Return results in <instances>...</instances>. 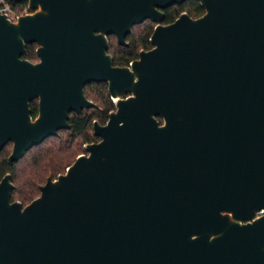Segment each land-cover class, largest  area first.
<instances>
[{
    "label": "water",
    "instance_id": "1",
    "mask_svg": "<svg viewBox=\"0 0 264 264\" xmlns=\"http://www.w3.org/2000/svg\"><path fill=\"white\" fill-rule=\"evenodd\" d=\"M184 1L27 0L34 12L0 14L8 164L95 106L85 84L106 82L115 108L24 207L1 178L0 264H264V0H197L201 16L162 24L159 8ZM146 18L153 48L114 66L105 37L127 45ZM34 42L40 61L20 59Z\"/></svg>",
    "mask_w": 264,
    "mask_h": 264
},
{
    "label": "trees",
    "instance_id": "2",
    "mask_svg": "<svg viewBox=\"0 0 264 264\" xmlns=\"http://www.w3.org/2000/svg\"><path fill=\"white\" fill-rule=\"evenodd\" d=\"M25 5L26 2L22 1L20 4H14L13 7L21 12ZM180 11H185L190 17H198L204 12L200 3L196 0H188L183 5L167 12L166 20L170 21L172 13ZM149 32L150 27L146 24L135 26L133 32L127 36L130 46L124 47L114 54V57H118V59L115 58V64L127 63L131 57L135 56L139 47H148L150 45L147 39ZM25 56L28 58L33 57L32 49H29ZM94 87L102 88L104 85L96 84ZM98 103L104 110L98 115L97 119L103 122L110 106V100L101 97ZM30 107L32 114L36 115L35 103H31ZM93 117V114L91 116L86 113L71 115L68 121L71 126L70 130H60L58 136L45 138L40 145L31 147L17 163L11 166H8L6 157L11 150L7 151V148L8 146L12 147V144L8 142V145L2 149L0 152V176L5 171H11L13 183L16 186L13 194L24 204L38 196L39 186L45 182L47 174L55 177L57 174L64 172L65 168L74 161L77 154L80 151L84 152L83 144L93 140L90 134V122Z\"/></svg>",
    "mask_w": 264,
    "mask_h": 264
},
{
    "label": "flooded vegetation",
    "instance_id": "3",
    "mask_svg": "<svg viewBox=\"0 0 264 264\" xmlns=\"http://www.w3.org/2000/svg\"><path fill=\"white\" fill-rule=\"evenodd\" d=\"M23 1H25L26 2V5L23 7V10L20 12V15L19 16H21V15H23V14H27V13H32V12H34V10H31L30 8H28V3H27V0H23ZM186 1H188V0H186ZM186 1H184V2H186ZM197 1V0H196ZM184 2H182L181 4H174V5H171V6H168V7H166V8H159V10L163 13V18H162V24H170V23H172V22H174V19L180 14V13H182V12H184V13H186L185 11H180V12H174V13H172V19L170 20V21H168V20H166V13L167 12H170L172 9H174V8H176V7H178V6H181V5H183V3ZM198 2V1H197ZM201 6V5H200ZM204 13V12H203ZM187 14V13H186ZM189 16V15H188ZM201 16V15H200ZM190 17V16H189ZM199 17V16H198ZM192 18H196V17H192ZM9 19V18H8ZM11 20V19H10ZM11 21H15V20H11ZM144 24H146V26H149L150 27V32H149V34H148V36H147V39H148V42H149V46L148 47H146V48H144V47H139L138 49H137V51H136V53H135V56H133V57H131L128 61H127V63H125V64H115V58L117 57H114V54H116L118 51H120L122 48H124V47H129L130 46V42H129V40L127 39V36L129 35V34H131L132 32H133V28L135 27V26H141V25H144ZM156 23L155 22H152L150 19H148V18H146V19H144L143 21H141V23L140 24H137V25H134L133 27H132V29H131V31L129 32V33H127L126 35H125V37H124V39H125V41H126V43H127V45H121V44H119V42H118V40L116 39V37H115V35H113V34H107V36L105 37V39L107 40V42H108V47H107V50L105 51V54L106 55H110V57H112V64L114 65V66H118V67H125V66H127V67H129L130 66V64H131V62L132 61H134V60H136V59H138L139 58V56H138V53L141 51V50H150V49H152L153 48V45L151 44V41H150V35L152 34V32H153V30H154V28L156 27ZM112 39V40H111ZM37 48H38V44L36 43V42H34V43H31V44H27L26 45V47H25V52H24V54L20 57V59H27L28 61H30V62H32V63H37V62H39L40 61V59L38 58V56H37V53H36V50H37ZM29 49H32V51H33V53H34V56L33 57H31V58H28V57H26L25 56V54L27 53V51H29ZM117 59H118V57H117ZM96 84H103L104 85V87H102V88H95L94 87V85H96ZM83 91H84V96H85V98H86V100H88L89 102H93L94 103V105L95 106H92V107H89V108H85V107H82L81 109V112L80 113H77V112H70L69 113V117H68V120H67V123H68V125L70 126V124H69V118H70V116L71 115H82L83 113H86V114H89V115H91L92 116V114L94 115V117L92 118V120H91V122H90V125H91V132H90V134H91V136H92V138H93V140L92 141H90V142H87V143H84L83 144V148H84V145L85 144H88V143H93V142H96V141H98L99 140V137L98 136H95L94 134H93V121H96L98 124H100V125H103L107 120H108V118H109V113L111 112V111H113V110H115V108H114V98H113V96L110 94V91H108V89H107V83L106 82H97V81H93V82H91V83H87V84H85V86L83 87ZM101 97H106L108 100H110V106H109V109L107 110V112H106V114H105V119H104V121L103 122H100L98 119H97V117H98V115L101 113V112H103V108L99 105V101H100V98ZM31 103H35V105H36V110H37V107H38V99H35V100H32V101H30L29 102V108H30V110H31V107H30V105H31ZM37 114H38V110H37V113H36V115H33L32 114V110H31V116L33 117V118H35L36 116H37ZM158 120H159V122H161V117L160 118H158ZM71 129V126H70V128L69 129H59V131L60 130H70ZM59 131H58V133H59ZM56 136H58V134L56 135ZM51 137V136H50ZM48 138V137H47ZM11 149H12V147H11ZM2 151V150H1ZM0 151V152H1ZM11 151V150H10ZM10 151H9V153H10ZM82 153H85V149H84V152H81V153H79V154H77V155H80V154H82ZM9 155V154H8ZM8 155H7V157H8ZM7 157H6V159H7ZM77 157V156H76ZM75 157V158H76ZM74 158V159H75ZM15 163H17V162H15ZM7 164H8V161H7ZM14 164V163H13ZM13 164H8V166H11V165H13ZM62 173V172H61ZM5 174H10V178H11V182H12V184H13V188L11 189V191H10V198H9V204L10 203H13V202H19L20 204H21V207H24L25 205H27V204H24L16 195H14L13 194V192H14V190H15V188H16V186H15V184L13 183V178H12V173H11V171L9 170V171H5L1 176H0V181L2 180L1 178L5 175ZM48 175H50V177H52L51 176V174H47V176ZM58 175V174H57ZM56 175V176H57ZM46 176V177H47ZM56 176L55 177H52L53 179H55L56 178ZM47 179V178H46ZM46 181V180H45ZM43 185V184H42ZM41 186V185H40ZM39 196V195H38ZM36 198V197H35ZM34 199V198H33ZM33 199H31L30 201H32ZM29 201V202H30ZM29 202H27V203H29Z\"/></svg>",
    "mask_w": 264,
    "mask_h": 264
},
{
    "label": "built area",
    "instance_id": "4",
    "mask_svg": "<svg viewBox=\"0 0 264 264\" xmlns=\"http://www.w3.org/2000/svg\"><path fill=\"white\" fill-rule=\"evenodd\" d=\"M13 5L14 3L10 0H0V14H5L7 18L15 20V18L20 15V12L14 9ZM257 214L264 215V209L257 211Z\"/></svg>",
    "mask_w": 264,
    "mask_h": 264
},
{
    "label": "rangeland",
    "instance_id": "5",
    "mask_svg": "<svg viewBox=\"0 0 264 264\" xmlns=\"http://www.w3.org/2000/svg\"><path fill=\"white\" fill-rule=\"evenodd\" d=\"M10 149H11V146H8L7 151L10 150ZM78 152H79V151H78ZM81 152H82V151H80L79 153H81ZM79 153H78V154H79Z\"/></svg>",
    "mask_w": 264,
    "mask_h": 264
}]
</instances>
